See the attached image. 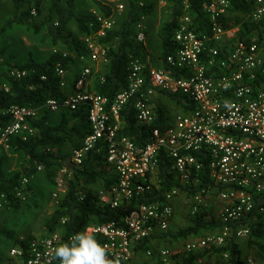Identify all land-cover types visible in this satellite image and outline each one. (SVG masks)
<instances>
[{
  "label": "built area",
  "instance_id": "2783aa9c",
  "mask_svg": "<svg viewBox=\"0 0 264 264\" xmlns=\"http://www.w3.org/2000/svg\"><path fill=\"white\" fill-rule=\"evenodd\" d=\"M245 2L251 7L252 21L264 20V0ZM161 3L167 6L168 0ZM183 3L185 13L174 34L178 48L167 56L166 66L131 60L128 84L112 99L84 90L97 73L95 67L109 62V47L100 40L114 27L115 14L124 10V4L117 2L111 16L94 12L101 27L82 38L88 55H77L85 64L77 74L73 94L62 101L49 99L39 108L11 105L9 121L0 126V146L9 148L12 138L28 140L37 134L31 121L38 120L42 107L57 110L63 104L73 111L87 106L89 132L62 160L53 189L58 199L92 152L102 153L116 177L110 187L102 182L96 188L97 203L102 207L115 209L161 191L164 181L159 173L164 159L169 162L168 173L179 185L165 188L159 198L137 204L119 220L89 223L68 236V218L64 217L54 231L20 238L7 254L8 264H60L50 254L52 249L85 228L96 233L110 258L126 257L122 264H221L231 252L218 249L233 242L241 250L242 243L251 237L252 229L246 222L250 216L255 219L259 215L264 222V25L241 37V25L224 22L232 0H204L209 26L207 31H199L188 0ZM30 9L35 16L34 5ZM136 40L146 44V26L141 21ZM56 72L64 88L66 69L57 65ZM8 73L20 79L29 71L13 68ZM99 78L104 80L103 75ZM3 88L9 91L7 83ZM176 95L189 108L174 110L166 123L158 126L160 99ZM130 101H134L137 125L144 131L141 143L121 133L122 112ZM31 178H20L15 187L18 198L25 199ZM84 197L80 192L79 199ZM178 200L188 211L189 225L203 213L207 201L218 200L220 224L187 236H170ZM6 201V194L0 193V209ZM56 201L59 205L61 200ZM244 261L264 264L252 256Z\"/></svg>",
  "mask_w": 264,
  "mask_h": 264
},
{
  "label": "trees",
  "instance_id": "16d2710c",
  "mask_svg": "<svg viewBox=\"0 0 264 264\" xmlns=\"http://www.w3.org/2000/svg\"><path fill=\"white\" fill-rule=\"evenodd\" d=\"M29 1H33V5L37 11L36 15L34 16L31 13L30 7H26L24 0H12L15 7L14 14L2 29L6 30L13 25H23L33 29L35 32H39L44 25H47L53 44H57L60 40L63 41L66 44L68 55H65L61 51H56L44 62L36 61L32 57V54L29 61L24 64L10 65L4 59L0 62V67L6 65L9 70L18 68L29 71L27 76L20 79L10 76L8 72H0V78L4 79V82L0 85V126L9 121L10 115L7 113V110L11 105L39 108L46 104L49 99H56L58 101L65 99L66 94L61 85L63 79L57 75V65L67 70L75 63L76 57L88 55V50L82 38L96 33L101 27L100 22H98L94 14H80L76 12L77 0H53L45 16H42L44 0ZM127 1L126 17L119 25L116 21L114 27L100 40L105 46L109 47L107 51L109 62L104 68L106 72L103 75L104 80L102 81L99 76L92 77L95 79V92L108 96L110 99L127 86L131 60L139 59L146 66H166L165 60L167 56L178 48V44L174 40V34L180 17L185 13L184 0H168L167 8L170 14L164 21L159 33L162 47L161 54L160 56H155L150 53L145 43L136 40V30L137 24L143 17L153 14L156 5L153 3H141L139 0ZM95 2L98 13L104 16L114 14L113 6L115 4L105 3L102 0H95ZM188 2L190 4L189 12L196 22H198V30L207 31L209 19L203 8L204 0H188ZM125 9L124 5V11ZM250 12L251 7L245 0H232L231 11L224 22L226 25H241L242 32L239 35L241 37L251 33L253 30H260L261 26L264 25V20L260 22L252 21ZM73 21L76 22L79 36H74L69 28V25ZM74 54L75 56H73ZM43 76H45V79H43ZM4 83L9 85V91L3 88ZM174 103L175 106L173 105ZM182 107L186 109L189 108V105L182 104V97L180 95L170 96L167 100L160 99L158 106L160 122H156V124L162 126L166 123L169 114L175 108L182 110ZM87 112V106L80 105L76 110L63 113L61 121L56 125H50V115L44 113L38 120L31 121L38 131L36 135L28 140H23L20 137L10 140L9 148L11 151L23 152L29 159V165L8 176L3 168V160L0 158V193L6 194L7 206L9 208L18 210L23 205L22 199L16 196L15 187L22 176L32 177L37 173L39 165L45 166L49 183L51 186H55L56 174L62 165V160L66 156H58L54 153V148L65 146L68 142L74 148L81 145L83 137L89 132ZM135 112L134 101H130L122 112L124 127L121 133L129 135L135 142L141 143L144 140V131L137 125ZM75 138L78 139L75 140ZM93 157L94 154L91 153L89 158L84 162L83 169L78 172L76 171L75 178L69 180L67 192L61 198L58 208L45 223L47 231H54L64 217L68 218L65 225L67 236L89 223L119 220L137 204L159 198L165 188L179 185L168 173L169 162L164 159L159 173L160 179L164 181V187L161 191L140 196L127 203H123L115 209L102 207L97 203L96 188L101 186L102 182H106V186L110 187L116 182V177L113 173H110V176L106 178L101 172L91 168L90 163ZM206 180L204 183L208 184ZM31 189L32 185L29 184L28 190ZM80 190H85V197L82 201L79 199ZM206 216L205 213L197 215L192 220V225H188L179 231H172L169 235L175 238L187 236L188 234L199 233L208 227L214 228L220 224L217 218L207 219ZM246 222L250 224L252 229L251 237L245 241L246 245L252 250L251 254L256 259L264 260V222L259 215L255 219H253V216H250ZM1 233L2 231L0 230ZM8 236H10L9 233ZM18 242H21V240L15 238L14 244ZM225 249L230 250L231 256L221 264H245L244 259L241 257L242 248L241 250L238 249V245L232 242L229 247L218 249V251ZM2 254L3 251L0 246V258Z\"/></svg>",
  "mask_w": 264,
  "mask_h": 264
},
{
  "label": "rangeland",
  "instance_id": "374dc122",
  "mask_svg": "<svg viewBox=\"0 0 264 264\" xmlns=\"http://www.w3.org/2000/svg\"><path fill=\"white\" fill-rule=\"evenodd\" d=\"M112 4L123 3L125 5V11L123 13H116L114 18L118 25L126 17L128 1L127 0H108ZM143 3L155 4V10L152 15L145 16L141 22L146 26V45L152 55L160 56L161 54V40H160V29L170 14L167 6L161 4L162 0H140ZM53 0H44L42 16H45L48 7L52 4ZM26 7L33 5V1L24 0ZM78 8L76 12L80 14H94L97 11V5L95 0H77ZM15 8L11 0H0V62L7 60L9 64H15L13 62L14 54L17 52L19 57L25 56L29 61L31 54L33 57L34 51L38 57H43L47 54L52 53L54 47H58L61 52H68L66 44L63 41H58L57 44H53L52 36L48 33L47 25H44L39 32H35L33 29L27 28L26 26L22 29L13 32V26L9 27L8 31L3 30L6 22L14 14ZM41 18V17H40ZM40 20V19H38ZM52 24V23H50ZM70 30L74 36H79L76 22H71L69 25ZM137 31V30H136ZM21 40L22 46L18 48L14 45ZM5 44V45H4ZM80 65L70 68L66 72V85L67 89L74 87L77 74ZM0 72H9L8 66H1ZM4 82L3 78H0V85ZM95 79L91 78L89 84H94ZM92 89H94L92 87ZM176 111L181 109L175 108ZM78 138H75L77 140ZM70 145V144H69ZM72 147L58 146L54 148V153L58 156H66L70 154ZM94 154L91 160L90 167L101 172L104 177L110 176V169L102 156V153L92 152ZM0 158L3 160V168L8 176L12 175L16 171L22 170L24 167L29 165V159L23 152H13L10 148L0 146ZM62 160V159H61ZM60 161V159H59ZM42 169H37V173L31 178L30 184L32 189L28 190V194L25 199H22L23 205L18 209L14 210L7 206L8 201L4 202L3 207L0 209V246L3 254L0 258V264H8L7 254L14 245V239L25 238L29 239L38 234H44L48 232L45 229V223L50 218L52 213L58 208L57 201L61 198L53 196L54 187L50 185L47 178V170L44 165H41ZM112 174V173H111ZM105 178V179H106ZM103 181V180H101ZM84 192L85 190H80ZM181 205L176 209L175 220L173 222V230L179 231L186 228L190 224V217L188 211L180 201ZM208 205L203 211L207 216V219L217 218L219 214L220 202L218 200L207 201ZM8 233L10 236H8ZM242 259L248 256L254 257L246 242L242 243Z\"/></svg>",
  "mask_w": 264,
  "mask_h": 264
},
{
  "label": "clouds",
  "instance_id": "9594fccd",
  "mask_svg": "<svg viewBox=\"0 0 264 264\" xmlns=\"http://www.w3.org/2000/svg\"><path fill=\"white\" fill-rule=\"evenodd\" d=\"M60 264H122L126 257L110 258L109 251L90 228H85L52 249Z\"/></svg>",
  "mask_w": 264,
  "mask_h": 264
},
{
  "label": "crops",
  "instance_id": "0c3cea01",
  "mask_svg": "<svg viewBox=\"0 0 264 264\" xmlns=\"http://www.w3.org/2000/svg\"><path fill=\"white\" fill-rule=\"evenodd\" d=\"M12 1V0H11ZM108 1V0H107ZM117 1V0H116ZM140 1V0H139ZM109 2V1H108ZM141 2V1H140ZM111 3V2H110ZM141 3H143V2H141ZM162 4V3H161ZM163 5V4H162ZM15 8V7H14ZM76 8H78V4H77V1H76ZM22 27H24L23 25H13V32L14 31H16V30H19V29H22ZM6 31H8V30H6ZM7 35L9 34V31H8V33H6ZM5 45V44H4ZM17 48H18V46H22V42H21V40H19V42L18 43H16V44H14ZM55 50H58V51H60L59 49H58V47H54L53 48V50H52V53L55 51ZM33 52V58L36 60V61H38V62H44V61H46L48 58H49V56L52 54V53H50V54H47V55H45V56H43V57H38V55L34 52V51H32ZM13 54H14V59H13V62L15 63V64H17V65H20V64H24V63H26L28 60H27V58H25V56H23V57H19L18 56V53L17 52H13ZM73 56H75V54L73 55ZM85 63H82V62H80V60H79V58L77 57L76 59H75V63L71 66V68L72 67H76L77 65H80L81 67L84 65ZM107 64H105V65H101V66H98L97 68L95 67V70H96V72L97 73H94V75L93 76H101L102 77V75H104L106 72H105V66H106ZM70 69V68H69ZM69 69H67L66 70V72L69 70ZM81 69V68H80ZM80 69H79V71H80ZM64 81L66 82V74H65V77H64ZM67 83V82H66ZM92 87L94 88L95 87V82H94V84H86V86H84V90H89V91H93V92H95V90L94 89H92ZM63 91L65 92V94H66V97L67 96H69V95H71V94H73V92H74V87H72V88H69V89H67V85L63 88ZM69 111H71L68 107H66L65 105H61L57 110H48V109H46V108H44V107H42L41 109H40V111H39V116H38V118L37 119H39L44 113H48L49 115H50V118H49V124L50 125H56V124H58L60 121H61V118H62V114L63 113H67V112H69ZM70 143L68 142L67 144H65V146L68 148V147H72V150L74 149V147L72 146V145H69ZM69 156V154H66V157H65V159L67 158ZM34 176V175H33ZM181 205V203H180V201L178 200V201H176V203H175V209H177L179 206ZM175 214H176V212H175ZM172 227H173V224H172ZM171 244H173V243H171Z\"/></svg>",
  "mask_w": 264,
  "mask_h": 264
}]
</instances>
